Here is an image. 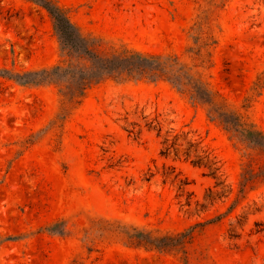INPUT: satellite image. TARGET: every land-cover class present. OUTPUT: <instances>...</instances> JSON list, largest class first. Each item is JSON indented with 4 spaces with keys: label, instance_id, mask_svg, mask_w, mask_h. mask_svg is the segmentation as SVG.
Masks as SVG:
<instances>
[{
    "label": "rangeland",
    "instance_id": "rangeland-1",
    "mask_svg": "<svg viewBox=\"0 0 264 264\" xmlns=\"http://www.w3.org/2000/svg\"><path fill=\"white\" fill-rule=\"evenodd\" d=\"M54 1L108 51L177 55L264 132V0ZM62 60L42 4L0 0V264H264V176L243 184L263 150L165 78L78 102L22 80Z\"/></svg>",
    "mask_w": 264,
    "mask_h": 264
},
{
    "label": "trees",
    "instance_id": "trees-1",
    "mask_svg": "<svg viewBox=\"0 0 264 264\" xmlns=\"http://www.w3.org/2000/svg\"><path fill=\"white\" fill-rule=\"evenodd\" d=\"M36 1L49 11L53 19L63 60L51 67L24 73L22 80L25 82L55 83L64 97L78 102L89 87L108 77L151 80L165 78L182 92L189 93L195 101L206 104L212 118L219 120L227 130L233 132L234 137L264 152V132L246 122L240 113L231 110L217 94L190 74L177 55L128 49L108 51L100 37L84 33L67 11L54 0ZM263 176L264 166L255 171L249 164L243 184L246 186ZM139 238L140 241L159 246L168 245L162 243L166 237L142 235Z\"/></svg>",
    "mask_w": 264,
    "mask_h": 264
}]
</instances>
